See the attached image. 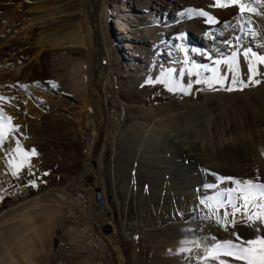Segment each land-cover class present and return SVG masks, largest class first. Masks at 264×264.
Returning <instances> with one entry per match:
<instances>
[{"label": "bare ground", "instance_id": "bare-ground-1", "mask_svg": "<svg viewBox=\"0 0 264 264\" xmlns=\"http://www.w3.org/2000/svg\"><path fill=\"white\" fill-rule=\"evenodd\" d=\"M76 1L78 9L75 18L78 19V26L74 25L76 28L69 32L64 31V35H60L62 30H57L59 21L52 20L47 23L48 21L40 20L41 17H32L25 9L27 0H0V114L3 115L8 110L6 94L13 93L19 96L25 91L26 84L35 78L40 65L53 54L52 49L65 54L69 49L79 48L80 51L86 52V56L83 61L76 63L82 72L78 74L76 86L81 97L92 89L90 90L92 97L102 116L100 131L92 128L96 131L91 129L92 132H89L90 135L87 137V156H92L96 142L101 139H104V148H111L116 154L117 147L124 138L125 119L130 109H133L130 106L133 105L124 98L121 99L118 92L113 89L111 56L108 54L109 59L100 62L103 66L99 64L95 67L92 62L94 51L97 48L102 51L106 49V44L108 41L110 43L112 38L117 41L119 53L135 63L130 66L132 71L143 70V66L148 65L150 60L154 57L159 58L160 51L164 52L165 67L157 66L158 62L153 60L151 69H161L162 74L156 81L164 80L161 85L167 90L171 88V91H177L176 97L170 99V104L175 109L169 110L168 107L160 109V115L153 118L154 126L164 129L161 132L170 130L167 134L163 132L165 137L157 134L158 137L154 136L156 140L151 137L158 142L161 150L155 151L157 153H153L152 161L147 163L155 172L161 171L164 174L163 171L167 169L168 174L161 176L163 183L159 197L152 198L150 191L143 195L142 200L145 203L147 201L150 208L141 206L140 220L137 222L117 220L115 210L106 198L104 182L97 174L103 169V164L99 161H89L88 170L79 176L77 183L82 186V190L76 193L74 199L85 205L84 209L90 216L89 226L84 230H74L73 233L78 238H86L84 246L79 248L80 252L86 254L91 261L96 257L100 259L89 261V264H141L140 255L145 242H149L148 236L161 235L163 243L160 244V248L166 264H204L202 262L204 260L205 264H220L221 260L229 261V264H244L243 261L219 255L218 252L213 253L212 248L217 243L229 240L240 243L236 240V235L243 240L264 236V221L250 227L247 216L242 215H252L253 221H256V214L264 212V209L249 205L248 208L241 207L240 211H235L227 202L221 204L218 196L227 188L239 190L238 185L228 179L221 182L220 177L235 180L258 178L257 182L264 183L263 164L259 161L254 163L255 154H251L246 147L242 148L237 140L234 142L231 140V134L240 133L245 129V125L236 120L232 103L239 97L250 102L253 94L261 91V82L264 80V64L252 58L253 53L264 56V42L262 43L259 34V32L264 34V0H251V4H255L258 10L237 22L238 24L226 33L216 30L212 34H207L201 31L204 34L199 43L196 41L198 33L191 31L190 22L186 20L187 15H181L185 13L187 4L180 0H115V4H112L111 0ZM220 18H217L219 22ZM222 18L225 19L223 16ZM99 27L102 29L101 36L98 35ZM55 28L59 35L48 40V36L50 37ZM142 33L144 37H140ZM199 44L204 48L201 55L197 51ZM148 46L155 53L151 59L148 58L146 51ZM124 47L129 49L128 53H124ZM246 50H250L248 59L243 55ZM239 53L244 59V73L241 80L233 83V80L229 81L225 77V68L230 65L225 61L231 62L233 56L237 59ZM249 60L257 70L255 75L249 72ZM92 65L95 72L91 74ZM205 68H215L217 71H206ZM93 74H97L95 79L91 76ZM221 77L224 78L223 84L219 82ZM241 81L248 86L244 87ZM230 88L231 91L228 90ZM179 93L184 94L186 99L178 98ZM109 105L113 107L110 108ZM255 120L252 119L253 122ZM263 124L264 121L258 120L256 125L260 128ZM6 127L5 125V129ZM158 129L154 128L156 131H159ZM152 133L153 129L151 135H154ZM9 136V131H6V138L0 143V174L4 173V162L8 159V145L5 141L7 142ZM147 138L149 139V136ZM160 161L166 166L160 165ZM153 169L150 171L147 168V171L157 175ZM89 174L95 179L90 185L85 182V177ZM131 174L132 186L126 187L128 189L123 188V192L128 196L139 197L140 193L136 186L137 173L134 170ZM110 180L114 178L111 177ZM210 185L214 187H209ZM114 193L117 196V191ZM234 202L238 205L243 204V201ZM261 203H264V199ZM91 206L95 207L93 209L97 211V216L99 215L97 218ZM151 208L155 218L146 221L145 213H149ZM25 215L24 217L27 216ZM233 219L236 221L235 224L231 223ZM23 220L25 221L24 218ZM31 221L32 219L25 226L33 227V224H29ZM104 226H110L111 232L104 233ZM257 227L260 231L254 230ZM14 233L16 231L12 236ZM24 243L20 240L17 247H22ZM72 245L74 253L77 254L78 246L71 242ZM7 248L10 251V248ZM214 256L216 258H213ZM9 259L14 260L12 255Z\"/></svg>", "mask_w": 264, "mask_h": 264}, {"label": "rangeland", "instance_id": "rangeland-1", "mask_svg": "<svg viewBox=\"0 0 264 264\" xmlns=\"http://www.w3.org/2000/svg\"><path fill=\"white\" fill-rule=\"evenodd\" d=\"M180 1L187 4L186 10L190 8L203 9L216 19L221 17L223 24L220 21L214 25L207 23L206 17L186 14V20L190 22L191 26L189 28L191 31L198 33L196 35L198 43L204 33L212 34L216 30L226 33L234 25H237V22H241L244 18H247V15L249 17L251 14V12H245L241 15L237 6L211 7L214 0ZM111 2L115 4V0H111ZM251 6L258 10L255 4H251ZM25 9L32 17H41L40 20L48 21L47 23L58 20L57 30H62L59 33L60 35L71 31L72 28L74 29V25L78 23V19L75 18L78 9L76 0H27ZM98 29V35L101 36L102 29L101 27ZM55 30L56 28L50 33L48 40L59 35L58 31ZM199 33L200 35L202 33L201 37ZM259 34L263 43L264 34L263 32H259ZM140 37H144V33L140 34ZM117 46V41L112 38L110 43L108 41L106 44V49L104 48L102 51L97 48L92 57L93 65L96 67L102 60L109 59V56H111L113 89L118 92L121 99L124 98L126 102L133 105L130 106L133 109H130L131 111L125 119V139L123 138L122 143L117 147L116 154L111 148L105 149L104 139H101L96 142L92 156H87V137L90 135L89 132L96 131L95 129L100 131L102 116L92 97L90 91L92 89L90 88L89 92L81 97L76 86L77 77L82 74L81 68L76 63L83 61L84 56H86V52L80 51L79 48L69 49L65 54L52 49L53 54L40 65L35 78H32L31 83L26 84L25 91L20 93L19 96L13 93L6 94L5 100L10 106L7 105V113H4L3 116L11 117V121L3 120L0 121V124L6 125L7 129L14 127L16 130L9 131L10 138L7 142L5 141L8 145V159L4 162V173L0 174V237L3 236L5 239L2 238V241L0 238V244H2L0 245V264H10L14 260V264L17 262H21V264H89L91 260L79 250L85 243L86 238H78L73 233L74 230H84L90 224V216L84 209L85 205H81L74 198L76 193L82 190V186L77 183L79 182V176L88 170L89 166L87 164L91 160L103 164V169L97 174L100 180L104 182L106 198L115 210L119 222L121 220L129 222L140 220L139 210H141V206L142 208H150L148 202L145 203L142 200L146 192L150 191L149 194H152V198L160 196L159 191L163 183L161 181L163 173L161 171L155 172L148 163L152 161L153 153L156 154L161 150L158 142L154 141L155 138L161 135L165 137L164 134H167L170 129L163 131L165 132L163 134L161 131L164 129L161 130V127L154 126L153 118L160 115V109L164 110L165 107H168L169 110L175 109L171 106L170 99L176 97L175 93L177 91H169L160 83H156V79L162 74V70L158 68L151 69L153 60L158 62L157 66L165 67L164 52L160 51L159 58H153V55L155 56L153 49L150 46L146 47L148 58L153 59L147 63L148 65L143 66V70L136 69L132 71L130 66L135 65V63L124 58L117 50ZM123 49L124 53H128L129 49H125V47ZM197 51L201 55L204 48L199 44ZM108 54L109 56H107ZM237 57L238 66L240 67H238V79L237 73L233 71L235 66L229 62L230 65L225 68V77L229 81L243 78L244 59H242L241 53L237 54ZM93 65L90 73L95 72ZM200 69L201 67L198 71ZM91 76L95 79L97 74ZM149 80H152L153 83H148ZM53 84H55V87L52 86ZM261 85L263 88L264 80ZM262 88L260 92L253 94L250 102H246L239 97L232 103L236 120H238V123H243L245 129L240 131L241 134L239 132L231 134V140L233 142L237 140L242 148L246 147L247 150H250L251 154H255L253 157L256 158L254 163L259 161L264 166V124L260 128L256 125L258 120L264 121V89L262 90ZM177 97L186 99L185 95L180 93ZM109 107L112 108L113 106L109 105ZM254 118L256 122L252 121ZM155 127L159 128V131L154 130ZM150 128L153 129L152 134L154 135H151L152 129L150 130ZM147 136H149V139ZM18 146L23 151H17ZM32 149L36 150L37 155L28 157L23 155L25 152L30 153ZM145 156L146 158H142ZM25 159L29 160L30 164H25L19 171L18 176H14L12 174L15 170L13 165H18L21 160ZM159 163L166 166L161 161ZM147 168L150 171L153 169V172L157 175H153L154 173L149 172V170L147 171ZM134 170L138 177L136 186L140 193L139 197L128 196L123 192V188L128 189L132 186L131 173ZM167 171L165 169L163 175L168 174ZM111 177L114 180L111 181ZM71 187H73L72 190L69 189ZM116 191L117 196L114 193ZM36 198H39L38 201H36ZM98 198H101L100 193ZM93 208L95 207L91 206L92 212L96 213L95 218H97L99 215L97 216V211ZM152 209H149V213H145L144 220L148 221L155 218ZM25 214L32 219L29 224H33V227L25 226L31 220ZM53 216L55 217L53 218ZM15 231V235L12 236ZM147 239L149 242H145L140 255L141 264H160V262L166 264L160 248L163 237L161 235H149ZM20 240L25 243L22 247H17ZM71 242L78 246V253L81 254L74 253ZM7 247L10 248V251ZM11 255L14 258L13 261L9 259ZM21 256L22 258H20ZM96 258H92V260H100ZM16 259H18L17 262ZM202 262L205 264V260Z\"/></svg>", "mask_w": 264, "mask_h": 264}, {"label": "snow or ice", "instance_id": "snow-or-ice-1", "mask_svg": "<svg viewBox=\"0 0 264 264\" xmlns=\"http://www.w3.org/2000/svg\"><path fill=\"white\" fill-rule=\"evenodd\" d=\"M230 6H237L239 9V12L241 15H243L245 12H255L256 9L251 6V0H214V3L211 5V7H230ZM189 15L194 16L198 15L201 17H206V22L209 24L219 23V21L210 15L207 11H204L203 9H187L186 13H181V15ZM250 50H246L243 55L246 59L249 58ZM252 58L254 60L259 61L261 64H264V56L252 54ZM219 63V61L217 62ZM225 63H229V61H225ZM235 67L233 69L234 72L237 73V79H238V61L235 56L232 57V60L230 62ZM195 68L196 66L193 65ZM206 71H213L216 72L217 69H207ZM249 72H251L253 75L257 74V70L254 66V64L249 60ZM170 75V73H169ZM223 77L220 78L219 82L223 84ZM158 83H164V80L156 81ZM199 82V81H197ZM148 83H153L152 80H149ZM233 83H236V79L233 80ZM243 84V82L241 81ZM253 83H258V81H253ZM55 87V84L52 85ZM244 87H247V84H243ZM171 91L172 89L169 88ZM231 91L232 89H228ZM7 120L11 121V117H4L2 114H0V121ZM16 129L13 127L11 129H5V126L3 124H0V143L3 142V139L6 138V131H15ZM17 151H23L22 149L17 147ZM25 157H28L30 155H37L36 150L32 149L30 153H23ZM12 162L10 161V164ZM25 164H30V161L25 159L21 160L18 165H13L15 170L13 171L14 176H18L19 171L23 168ZM221 182H224L225 179H228L231 181V183L236 184L239 186V190L235 188H227L221 193L218 194L219 200L221 204H224L227 202L235 211H240L241 207L248 208L249 205H253L256 208L264 209V203H261V200L264 199V183L257 182V179H251V180H235L232 178H219ZM209 187H214V185H210ZM234 201H243L242 205H238ZM247 216V220L249 222L248 226H252V224H258L260 221H264V212L256 214L257 219L256 221H253L252 215L242 214ZM219 222V221H218ZM227 223V222H226ZM231 223L235 224L236 221L233 219ZM255 231H260V228L257 227L254 229ZM235 235V234H234ZM215 239V238H213ZM236 240L240 241V243H233L231 240L224 241L223 243H217L213 246L212 252L216 253L218 252L219 255L223 256H229L233 260L237 261H243L244 264H264V236H257L254 239H248L243 240L239 235H236ZM223 249L222 251H220ZM211 255V253H210ZM213 258H216L215 256ZM220 264H229V261L221 260Z\"/></svg>", "mask_w": 264, "mask_h": 264}, {"label": "water", "instance_id": "water-1", "mask_svg": "<svg viewBox=\"0 0 264 264\" xmlns=\"http://www.w3.org/2000/svg\"><path fill=\"white\" fill-rule=\"evenodd\" d=\"M94 176L93 175H91V174H89V175H87L86 177H85V182L88 184V185H90V184H93L94 183ZM111 227L110 226H104V228H103V231H104V233H106V234H108V233H110L111 232Z\"/></svg>", "mask_w": 264, "mask_h": 264}, {"label": "built area", "instance_id": "built-area-1", "mask_svg": "<svg viewBox=\"0 0 264 264\" xmlns=\"http://www.w3.org/2000/svg\"><path fill=\"white\" fill-rule=\"evenodd\" d=\"M99 64H100V63H99ZM100 66H103V65L100 64Z\"/></svg>", "mask_w": 264, "mask_h": 264}]
</instances>
